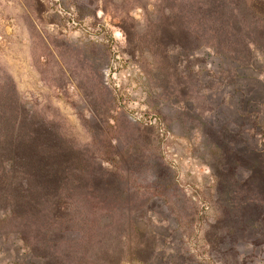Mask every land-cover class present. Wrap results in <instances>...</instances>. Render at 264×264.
Masks as SVG:
<instances>
[{
    "label": "rangeland",
    "instance_id": "1",
    "mask_svg": "<svg viewBox=\"0 0 264 264\" xmlns=\"http://www.w3.org/2000/svg\"><path fill=\"white\" fill-rule=\"evenodd\" d=\"M153 1L0 0V88L11 78L23 102L123 178L124 234L107 239L127 249L121 264H264V231L246 224L261 198L249 170L227 163L234 153L264 159L260 71L244 68L236 85L222 86L206 75L221 68L210 57L173 68L159 53L153 58L143 42L135 45L145 13L155 16ZM128 15L127 42L119 21ZM78 235L71 229L62 240L74 249ZM110 254L93 249L85 259L111 264ZM10 255L0 264H14Z\"/></svg>",
    "mask_w": 264,
    "mask_h": 264
},
{
    "label": "trees",
    "instance_id": "2",
    "mask_svg": "<svg viewBox=\"0 0 264 264\" xmlns=\"http://www.w3.org/2000/svg\"><path fill=\"white\" fill-rule=\"evenodd\" d=\"M152 8L155 16L145 13V30L135 45L143 42L153 58L159 53L173 68L210 57L221 68L206 75L222 86L236 85L244 68L256 67L264 84V0H154ZM119 22L128 42L133 19L128 15ZM199 50L202 58L194 56ZM5 79L6 91L0 88V256L11 254L14 264H87L85 253L97 249L111 252V264H121L127 249L112 247L107 239L124 234L130 194L123 178L103 168L87 145L74 144L56 122L38 114L34 103L23 102L13 80ZM192 79L194 88L202 85L198 74ZM247 118L257 130L259 118ZM130 149L128 164L135 172L140 158H135V143ZM234 154L227 163L235 171L249 170L252 191L262 203L248 213L246 224L264 231V159ZM71 229L81 240L74 249L73 240H62Z\"/></svg>",
    "mask_w": 264,
    "mask_h": 264
}]
</instances>
